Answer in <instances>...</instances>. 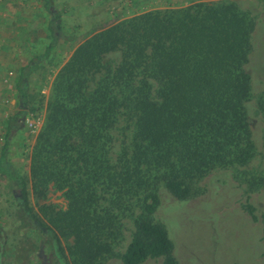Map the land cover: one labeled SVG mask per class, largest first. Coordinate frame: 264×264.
<instances>
[{"label": "trees", "instance_id": "trees-1", "mask_svg": "<svg viewBox=\"0 0 264 264\" xmlns=\"http://www.w3.org/2000/svg\"><path fill=\"white\" fill-rule=\"evenodd\" d=\"M45 3L51 13L49 0ZM52 15L59 32L60 15ZM251 32L252 21L237 3L202 2L143 13L81 44L53 84L31 159L34 192L52 187L67 202L65 210H42L49 227L33 216L25 181L8 172L6 151L9 137L26 121L24 74L48 57L57 35L44 55L22 68L0 173L18 179L22 206L38 228L57 243V235L72 239V264H105L122 236V217L136 204L141 212L123 264L158 258L180 264L166 229L153 219L157 191L164 187L187 200L193 184L212 170L246 167L254 159L246 111L251 79L245 69ZM114 53L119 61H106ZM123 121L130 134L114 160L113 132ZM247 209L252 214L250 205Z\"/></svg>", "mask_w": 264, "mask_h": 264}, {"label": "rangeland", "instance_id": "rangeland-1", "mask_svg": "<svg viewBox=\"0 0 264 264\" xmlns=\"http://www.w3.org/2000/svg\"><path fill=\"white\" fill-rule=\"evenodd\" d=\"M226 1L237 3L252 21L245 65L251 79L246 111L256 155L246 167L212 170L193 184V195L187 200H178L160 187V205L153 219L166 229L180 264H264V0H49L51 13L45 0H0V157L9 119L18 111L21 69L44 55L58 37L48 57L24 74L29 96L26 121L11 134L6 151L7 170L25 181L29 207L39 222L50 226L42 211L45 207L67 208L63 193L52 187L43 194L34 192L30 168L53 84L74 51L93 35L143 13ZM52 13L60 15L59 32ZM119 59V53L106 57L113 63ZM126 126L123 121L113 132L114 160L130 134ZM140 212L136 204L122 217V236L105 264H123L121 255L135 233L134 219ZM57 239L59 243L25 212L18 179L10 181L0 173V264H72L68 254L72 239L58 235ZM143 264H163V258Z\"/></svg>", "mask_w": 264, "mask_h": 264}, {"label": "crops", "instance_id": "crops-1", "mask_svg": "<svg viewBox=\"0 0 264 264\" xmlns=\"http://www.w3.org/2000/svg\"><path fill=\"white\" fill-rule=\"evenodd\" d=\"M18 1H21V0H18ZM8 48H9V46H8ZM27 65H28V64H27ZM27 65H26V66H27ZM26 66H24V67H26ZM24 67H22V68H24ZM21 70H22V69H21Z\"/></svg>", "mask_w": 264, "mask_h": 264}, {"label": "flooded vegetation", "instance_id": "flooded-vegetation-1", "mask_svg": "<svg viewBox=\"0 0 264 264\" xmlns=\"http://www.w3.org/2000/svg\"><path fill=\"white\" fill-rule=\"evenodd\" d=\"M61 256V255H60ZM62 258V257H61ZM64 264V263H63Z\"/></svg>", "mask_w": 264, "mask_h": 264}]
</instances>
